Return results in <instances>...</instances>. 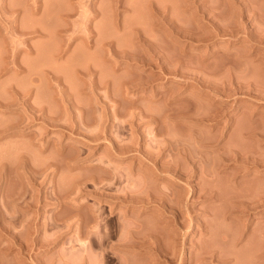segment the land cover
Returning a JSON list of instances; mask_svg holds the SVG:
<instances>
[{
    "label": "rangeland",
    "instance_id": "rangeland-1",
    "mask_svg": "<svg viewBox=\"0 0 264 264\" xmlns=\"http://www.w3.org/2000/svg\"><path fill=\"white\" fill-rule=\"evenodd\" d=\"M263 58L264 0H0V264H264Z\"/></svg>",
    "mask_w": 264,
    "mask_h": 264
},
{
    "label": "bare ground",
    "instance_id": "bare-ground-1",
    "mask_svg": "<svg viewBox=\"0 0 264 264\" xmlns=\"http://www.w3.org/2000/svg\"><path fill=\"white\" fill-rule=\"evenodd\" d=\"M115 2H116V1H115ZM114 4H115V3H114ZM219 6H220V5H219ZM219 6H218V8L220 9ZM212 8H213L212 10H214V11H215V9H218V8H214V6H213ZM153 9H154V8H152V12H154ZM219 9H218V11H219ZM150 11H151V10H150ZM214 11H211V12H213L214 14L216 13V15L219 13V12H214ZM216 11H217V10H216ZM152 12H151V14H152ZM220 13H221V12H220ZM222 13H223V12H222ZM156 14H157V13H156ZM220 16H221V15H220ZM220 16H218V17H220ZM242 16H244V15H242ZM242 16H241V17H242ZM220 19H221V18H220ZM218 22H220V21L217 20V23H218ZM217 23H216V24H217ZM214 26H215V25H214ZM217 26H218V25H217ZM215 27H216V26H215ZM219 28H222V27L219 26ZM219 28H217V29L219 30ZM225 28H227V27H225ZM225 28L223 27V29H221L220 32H222V33L225 32V31H226V32H229V31L225 30ZM217 29H215V31H218ZM257 29H258V28H256V30H255V29H254V30H255V31H258ZM228 30H229V28H228ZM254 30H253V31H254ZM232 31H233V30H232ZM253 31H252V32H253ZM255 31H254V32H255ZM260 32H261V31H260ZM217 33H218V32H216V35H217ZM231 33L233 34V32H231ZM255 33H256V32H255ZM255 33H254V35H255ZM135 34H136V33H135ZM138 34H139V33H138ZM220 34H221V33H220ZM229 34H230V33H229ZM232 34H231V35H232ZM251 34H252V33H251ZM251 34H250V38H252V35H251ZM256 34H258V33H256ZM138 36H139V35H138ZM247 36H249V35H247ZM135 37H136V36H135ZM144 37H145V36H144ZM221 37H222V36H221ZM256 37H258V36H254V39H255ZM259 37H260V35H259ZM138 38H139V37H138ZM250 38H249V40H250ZM88 40H89V39H88ZM140 40H141V38L139 39V41H140ZM144 40H145V39H144ZM245 40H246V39H245ZM245 40H244V41H245ZM252 40H253V39H252ZM256 40H257V39H255V41H256ZM90 41H91V40H90ZM90 41H89V43H90ZM142 41H143V40H142ZM258 41L260 42V41H261V38H259ZM136 42H137V41H136ZM150 42H151V41H150ZM150 42H149V39H148V43H149V45H150ZM250 42H251V40H250L248 43H250ZM256 42H257V41H256ZM256 42H255V43H256ZM259 42H258V43H259ZM87 43H88V42H87ZM89 43H88V44H89ZM143 43H144V42H143ZM145 43H147V40H146ZM148 43H147V46H148ZM152 43H153V42H152ZM243 43H244V42H243ZM251 43H252V42H251ZM262 43H263V38H262ZM262 43L260 42V44H262ZM103 44H104V43L102 42V45H103ZM141 44H142V43H141ZM111 45H112V44H111ZM111 45L109 46L110 48H111ZM152 45H153V44H152ZM152 45H151V47H152ZM154 45H155V43H154ZM154 45H153V49L155 48ZM245 45H246V44H245ZM69 46H70V45H69ZM86 46H87V45H86ZM91 46H92V45H91ZM91 46H89V47H91ZM143 46H144V44L142 45V47H143ZM250 46H251V45H250ZM102 47H104V50L108 49V45H107V48H106V49H105L106 46H102ZM158 47H159V50H160V51L163 50V47H162L161 45L156 44V48H157V49H158ZM160 47H161L162 49H161ZM67 48H69V47H67ZM110 48H109V50H110ZM147 48H148V47H147ZM147 48H146V51L148 52V51H149V48H148V50H147ZM252 48H256V47H252ZM258 48H259V47H258ZM112 49H113V48H112ZM150 49H151V50H150L149 53H151V51H152V48H150ZM157 49H156V50H157ZM31 50H32V49H31ZM109 50H107V51H109ZM113 50H114V49H113ZM144 50H145V49H144ZM159 50H157V51H159ZM251 50H252V49H251ZM256 50H257V49H256ZM258 50H259V49H258ZM260 50H261V48H260ZM260 50H259V51H260ZM154 51H155V50H154ZM104 52H105V51H104ZM111 52H112V50H111ZM136 52H138V51H136ZM136 52H135V53H136ZM152 52H153V51H152ZM112 53H114V52H112ZM112 53H110V54H112ZM132 53H133V52H131L130 54H132ZM140 53H142V52H140ZM144 53H146V52H144ZM149 53L147 54V56L152 57L151 55H153V53H151L150 55H149ZM154 53H155V52H154ZM160 53H161V52H160ZM110 54H109V55H110ZM138 54H139V53H138ZM157 54H158V53H157ZM132 55L134 56V54H132ZM132 55H131V56H132ZM145 55H146V54H144V57L146 58ZM162 55H165V54L162 53ZM113 56H114V55H113ZM116 56H117V54H116ZM116 56H114V57H116ZM136 56H137V54H136ZM139 56H140V54H139ZM140 57L142 58V56H140ZM124 58H125V55H124ZM129 58H130V55H129ZM148 58H149V57H148ZM162 58H163V56H161V60H162ZM256 58H258V56H257ZM260 58H261V57H260ZM135 59H136V58H135ZM146 59H147V58H146ZM146 59H145V60H146ZM142 60H144V58H143ZM164 60H166V55L164 56ZM164 60H163V61H164ZM257 60H258V59H257ZM260 60H261V59H260ZM260 60H259V61H260ZM263 60H264V58H263ZM132 61H134V59H133ZM140 61H141V60H140ZM146 61H147V60H146ZM146 61H145V62L143 61V62L146 63ZM148 61H149V59H148ZM136 62H137V64H138L139 61L137 60ZM141 62H142V61H141ZM161 63H162V62H161ZM262 63H263V62H262ZM260 64H261V62H260ZM262 65H264V63H263ZM153 66H154V65H153ZM160 66H161V65H160ZM256 66H260V65H256ZM260 67H261V66H260ZM236 79H237V78H236ZM57 81H58V79H57ZM245 81L247 82V79H245ZM239 82H240V81H239ZM239 82H238V83H239ZM241 82H242V81H241ZM239 84H240V83H239ZM242 84H243L242 86H244V84L246 85L245 82L242 83ZM240 85H241V84H240ZM240 85H239V86H240ZM258 85H259V84H258ZM236 86H237V84L234 85V88H235ZM239 86H237L238 89L241 87V86H240V87H239ZM259 86H261V85H259ZM245 87H246V89H247V86H244L243 88H245ZM237 88H236V89H237ZM238 89H237V90H238ZM256 89H257V88H256ZM256 89H255V92H256ZM262 89H263V87H260V89L258 88V91H257V92L260 91V93H261ZM240 90H241V88H240ZM240 90H238V91L240 92ZM242 90H243V89H242ZM246 91H247V90H246ZM246 91H245V92H246ZM248 91H250V89H248ZM248 91H247V92H248ZM263 91H264V90H263ZM263 91H262V93H263ZM234 92L237 93V91H234ZM234 92H233V93H234ZM245 92L243 93V95L247 94V93H245ZM236 93H234V95H235ZM262 93H261V94H262ZM249 94H250V93H249ZM259 96H260V95H259ZM261 96H262V95H261ZM254 97H255V95H254ZM236 100H237V99H236ZM32 108L34 109V107H32ZM34 110H36V108H35ZM51 118H53V117H51ZM53 120H55V119H53ZM53 120H52V121H53ZM217 123H218V122H216V124H217ZM256 129H257V128H256ZM252 130L254 131L255 128H253V129H251V130H247V131H248V132H249V131L252 132ZM262 130H263V129H262ZM262 130L259 132V134L262 132ZM245 132H246V131H245ZM244 134H245V133H244ZM246 134H247V132H246ZM253 134H254V132H253ZM263 134H264V130H263V132L260 134V136H262ZM255 135H256V134H255ZM257 135H258V133H257ZM258 137H259V135H258ZM258 137H257V139H256V142L259 141V140H258ZM263 138H264V136H263ZM259 139H260V137H259ZM262 140H263V139H262ZM260 141H261V140H260ZM260 141H259V142H260ZM263 141H264V140H263ZM259 142H257V144H256L257 146H259V145H258ZM261 148H262V147H261ZM234 149H235V148H234ZM234 149H232V150H233V153L236 152V151H234ZM255 149H256V148H255ZM258 149L262 151V149H260V148H258ZM258 149H256V154H257V155H255L256 157H255V156L253 157L254 159H256V161H257V160L260 161V159L262 160V158H264V157H260V158L258 159V154H259V155H262V154H263V151H262V152H261V151L257 152ZM235 150H236V149H235ZM242 151L244 152V151H246V150H242ZM237 152H239L238 149H237ZM249 152H250V151H249ZM254 152H255V151H251V153L249 154V156H251V154H252V155L255 154ZM240 153H241V152H240ZM244 153H247V152H244ZM244 153H241L240 156L244 155ZM261 153H262V154H261ZM238 154H239V153H237V155H238ZM232 156H233V155H232ZM244 156H245V158L247 157L246 155H244ZM244 156H242V157L244 158ZM262 156H264V155H262ZM235 157H236V153H235V155H234L233 158H235ZM236 158H238V157H236ZM243 158L240 157V160H239V161L243 160ZM250 158L253 159L252 157H250ZM246 159L248 160V158H246ZM254 159H253V160H254ZM232 160H233V159H232ZM237 160H238V159H237ZM244 160H245V159H244ZM244 160H243V162L246 163V160H245V161H244ZM239 161H238V163H237V166L241 163V162L239 163ZM249 161H250V159H249ZM254 161H255V160H254ZM254 161L251 160L250 163H249V165H252V162H254ZM234 162H235V161H234ZM243 162H242V163H243ZM260 163H261V162H259V165H258V164L256 165V163H253V164L256 165L257 167H258V166H259V167L262 166V167L264 168V164L261 165L262 163H264V160H263V162H262L261 164H260ZM234 165H235V164H234ZM243 165H244V164H243ZM247 165H248V164H247ZM244 167H247V166L245 165ZM249 167H250V166H249ZM251 168H253V167H251ZM236 169H237V168H236ZM245 169H246V168H245ZM254 169H255V168H254ZM256 169H258V168H256ZM234 171H236V170H234ZM243 171H244V170H243ZM237 173H238V172H237ZM33 174H34V173H33ZM33 174H31V175H32V179H33V177L35 176V175L33 176ZM35 174H36V173H35ZM234 174H235V173H233V175H234ZM233 175H232V176H233ZM234 176H235V175H234ZM234 176H233V177H234ZM5 196H6V195H4V197H5ZM236 196H237V195H236ZM242 196H244V195H242ZM240 197H241V196H240ZM263 197H264V196H263ZM263 197L260 199L261 202L264 201V200L262 201ZM5 198H6V197H5ZM237 198H238V197H237ZM241 198H242V197H241ZM240 200H242V199H240ZM240 200L237 199V200H236V203H237L238 201H240ZM243 200H244V199H243ZM5 201H6V200H5ZM246 201H248V200H246ZM246 201H243V202L248 203V202H246ZM239 203L241 204V201H240ZM257 203H258L262 208L264 207V206L261 205L262 203H260L259 201L256 202V204H257ZM263 203H264V202H263ZM242 204H243V203H242ZM242 204H241V206H244V205H242ZM251 204H252V203H251ZM258 204H257V205H258ZM246 205H247V204H245V207L247 208ZM257 205H256V206H257ZM239 206H240V205H239ZM249 206H250V205H249ZM252 206H254V204L250 206L251 208L248 207V208H250L251 211L254 210V208L256 207V206H254V208H252ZM260 206H259V207H260ZM245 207H242V210H243V208H245ZM237 208H238V207H237ZM248 208L246 209V211H248ZM256 208H258V206H257ZM256 208H255V210H256ZM237 210H238V209H237ZM239 210H240V208H239ZM242 210H241V212H242ZM235 211H236V210H235ZM243 212H245V209H244ZM237 213H238V212H237ZM239 214H240V213H239ZM242 214H243V213H242ZM239 216H240V215H239ZM263 231H264V230H263ZM263 231H258V232H256V233L259 234V232H260V233L262 232L261 234H263ZM259 235H260V234H259ZM259 235L257 236L258 238L260 237L259 239H261V236H263V238H262L263 240H262L261 242H259L260 244H263V241H264V234H263V235H260V236H259ZM105 237H106V236H105ZM106 238H108V237H106ZM106 238H105V239H106ZM109 238H110V237H109ZM258 238L256 239L257 241H258ZM155 239H156V238H155ZM122 240H123V239H122ZM153 240H154V239H153ZM250 240H251V239H250ZM104 241H105V240H104ZM154 241H155V240H154ZM253 241H254V239H253ZM259 241H260V240H259ZM125 242H126V240H125ZM157 242H158V241H157ZM251 242H252V241H251ZM254 242H255V241H254ZM105 243H106V242H105ZM105 243H104V244H105ZM120 243H121V242H120ZM126 243H127V242H126ZM152 243H154V242H152ZM255 243H257V242H255ZM259 243H258V245H259ZM106 244H107V243H106ZM122 244H123V243H122ZM154 244H156V241H155ZM247 244H249V240H248ZM255 245L257 246V244H255ZM255 245L253 244V246H255ZM102 246H103V244H102ZM107 246H108V245H106L105 247H107ZM159 246H160V245L158 244V248H157V250H158L159 253H160V250H161L160 248H161V247H159ZM260 246H261V245H259V246H257V247H260ZM155 247H156V246H155ZM155 247H153V248H155ZM260 248H263L262 250H264V245H263V247H260ZM103 249H104V248H103ZM163 250H164V249H162V251H163ZM200 251H202V250H200ZM155 252H156V251H155ZM159 253H158V254H159ZM202 253L204 254L205 252H202ZM160 254H162V253H160ZM160 254H159V255H160ZM159 255H158V256H159ZM152 256H153V255H152ZM192 256H193V255H192ZM198 256H199V255H198ZM198 256H197V257H198ZM200 256L202 257L201 254H200ZM200 256L198 257V259H200ZM204 256H206L205 258L207 259V258H209V256H212V255H207V253H206V255H204ZM207 256H208V257H207ZM106 257H108V256H106ZM106 257H105V258H106ZM149 257H150V256H149ZM190 257H191V256H190ZM190 257L188 258L189 260H190ZM197 257L195 258V257L193 256V258H194L196 261H197ZM18 258H19V257H18ZM105 258H104V259H105ZM152 258L154 259V257H151V258H149V261H150ZM193 258H192V260H194ZM205 258L202 257V259L204 260V262H205V260H206ZM215 258H216V257H215ZM107 259H108V258H107ZM202 259H200V261H201ZM20 260H21V258H20ZM22 260H23V259H22ZM192 260H191V261H192ZM195 260H194V262H195ZM207 260H208V259H207ZM16 261H17V260H16ZM109 261H111V260H109ZM109 261H108V260L103 261V259H102L103 264H110ZM151 261H153V260H151ZM151 261H150V262H151ZM22 262H24V260H23V261H20L21 264H22ZM153 262H155V260H154ZM192 262H193V261H192ZM16 263H17V262H16ZM202 263H203V261H202ZM18 264H19V262H18ZM101 264H102V263H101ZM153 264H155V263H153ZM194 264H196V263H194ZM197 264H200L199 260H198V263H197Z\"/></svg>",
    "mask_w": 264,
    "mask_h": 264
}]
</instances>
